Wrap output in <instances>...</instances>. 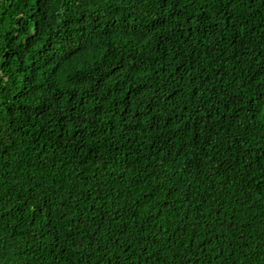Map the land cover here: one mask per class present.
Here are the masks:
<instances>
[{"label":"trees","instance_id":"trees-1","mask_svg":"<svg viewBox=\"0 0 264 264\" xmlns=\"http://www.w3.org/2000/svg\"><path fill=\"white\" fill-rule=\"evenodd\" d=\"M30 8L0 0V264H264V0Z\"/></svg>","mask_w":264,"mask_h":264},{"label":"snow or ice","instance_id":"snow-or-ice-1","mask_svg":"<svg viewBox=\"0 0 264 264\" xmlns=\"http://www.w3.org/2000/svg\"><path fill=\"white\" fill-rule=\"evenodd\" d=\"M61 2L66 4L67 0H61ZM54 3L55 0H31L28 18L32 22L33 38H35V35L42 34L44 28H51V5ZM76 3L79 4L80 0H76ZM20 23L21 30L28 27V25L24 24L22 21ZM64 27L67 29V35L60 46V52L57 54L58 56L70 58L75 50L94 46L99 42V34L89 33L87 36H80L76 39L73 37L72 30L68 28V25H64ZM100 55H105V52H101ZM59 62L62 63L63 59ZM0 63H3L2 59H0Z\"/></svg>","mask_w":264,"mask_h":264}]
</instances>
